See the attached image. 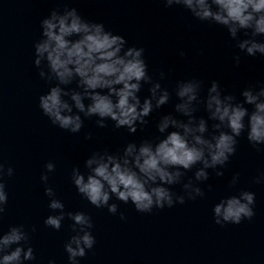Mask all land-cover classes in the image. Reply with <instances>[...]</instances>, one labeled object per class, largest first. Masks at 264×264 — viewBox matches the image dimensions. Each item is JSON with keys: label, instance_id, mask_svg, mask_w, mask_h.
<instances>
[{"label": "water", "instance_id": "95a60500", "mask_svg": "<svg viewBox=\"0 0 264 264\" xmlns=\"http://www.w3.org/2000/svg\"><path fill=\"white\" fill-rule=\"evenodd\" d=\"M65 8H76L84 19L123 36L126 47L143 48L148 75L168 90V103L154 108L145 118L148 123L138 125L135 133L115 128L110 119L101 128L98 117L83 113V127L71 133L53 125L40 109L39 97L55 82L40 78L34 44L42 38L41 21L53 9L63 12ZM246 38L243 31L239 33V39ZM257 39L264 42V37ZM188 80L201 83V101L216 81L222 94L242 102L244 89L264 86V55L248 56L223 26L198 20L183 6L166 7L163 0H0V163L5 170L14 169L11 177L3 178L8 203L0 217V234L10 226H24L35 255L24 264H69L64 245L75 234L73 221L65 215L59 230L45 225L49 215L58 214L48 207L45 187H51L64 203L65 213L84 212L92 220L96 242L78 258L79 264H264V182H255L264 174V145L253 147L247 130L237 137L236 152L225 166L207 169V180H195L201 167L197 164L185 172L180 184L169 186L185 195V203L171 208L141 213L131 202L113 196L109 203L117 205V212L112 214L107 207L91 205L72 182L74 168L87 173L84 163L93 153L122 154L129 143L158 142L167 134L156 127L163 116L186 122L188 118L175 111L180 102L175 90L178 82ZM150 87L142 82L141 101L150 96ZM67 88H77L76 82ZM194 106L193 115L207 120L213 133L215 121L208 119L203 103ZM245 106L252 111L251 105ZM48 162L55 170L48 173L45 184L41 175ZM217 170L223 175L217 176ZM234 176L238 179L232 184ZM189 180L201 188L202 197L187 198L183 184ZM242 190L255 194L254 216L239 224L217 225L214 205Z\"/></svg>", "mask_w": 264, "mask_h": 264}, {"label": "clouds", "instance_id": "9594fccd", "mask_svg": "<svg viewBox=\"0 0 264 264\" xmlns=\"http://www.w3.org/2000/svg\"><path fill=\"white\" fill-rule=\"evenodd\" d=\"M163 2L166 7L183 6L200 21L223 26L248 56L264 55V42L257 39L264 37V0ZM41 30L42 38L34 44V64L41 79L55 84L39 97V107L53 125L78 133L83 127L80 115L83 113L84 117H98L96 123L101 128L106 126L105 120L110 119L115 128H127L129 133H135L138 125L148 123L145 118L154 108L168 103V90L148 75L144 49L126 47L125 38L107 31L104 24L84 19L76 8H65L63 12L53 9L41 21ZM242 31L246 39H239ZM235 59L239 63L240 57ZM163 75L161 73V78ZM74 81L77 88H67ZM142 82L151 84L150 96L143 101L138 95ZM200 88L197 80L177 83L175 93L180 102L175 105V111L188 119L185 122L172 115L163 116L156 127L159 133L167 134L158 142L129 143L122 154L93 153L84 163L86 174L74 168L72 182L78 193L91 205L107 207L112 214L117 212V205L109 203L113 196L125 204L131 202L141 213H151L154 208H171L176 203H185V195L174 193L169 186L180 184L185 172L197 164L201 167L194 174L195 180H207V169L215 170L227 164L236 152L237 137L245 130L253 147L264 145V86L259 90L244 89L242 102L234 95L222 94L216 81L211 83L206 98L201 101ZM194 102L203 103L208 119L215 121L213 133H209L207 120L193 115ZM245 105H251L252 111ZM44 167L46 171L41 180L47 184L48 173L55 170V165L48 162ZM13 173L12 167L5 170L0 163V217L8 203L3 178ZM216 175L222 176L223 172L217 170ZM237 179L238 176H234L232 184ZM255 182H264V174ZM183 189L188 199L204 195L191 180L183 184ZM45 195L49 197L48 207L58 211L57 215L45 219L46 226L59 230L65 215L73 221L75 234L65 243L64 249L69 264H79L78 258L84 257L96 242L91 232L92 220L84 212L65 213L64 203L56 198L51 187H45ZM254 203L255 194L245 190L221 199L213 207L215 223L224 226L251 219ZM121 219H124L123 214ZM29 240L23 225L10 226L7 232L0 234V264H24V261L34 260ZM49 264L55 262L49 261Z\"/></svg>", "mask_w": 264, "mask_h": 264}]
</instances>
